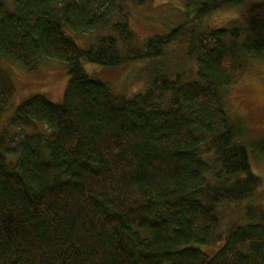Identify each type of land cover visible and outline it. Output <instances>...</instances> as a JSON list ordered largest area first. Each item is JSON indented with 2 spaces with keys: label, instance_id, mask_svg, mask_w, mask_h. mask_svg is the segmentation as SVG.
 <instances>
[{
  "label": "trees",
  "instance_id": "16d2710c",
  "mask_svg": "<svg viewBox=\"0 0 264 264\" xmlns=\"http://www.w3.org/2000/svg\"><path fill=\"white\" fill-rule=\"evenodd\" d=\"M182 2L183 21L138 49L128 0H0V59L68 67L60 104L34 95L0 134V264H264V212L213 256L200 250L221 241L217 206L261 186L223 91L240 81L242 54H264V2ZM224 11L236 17L211 27ZM94 33L82 48L72 39ZM142 60L148 88L131 99L80 64ZM14 95L0 69V117Z\"/></svg>",
  "mask_w": 264,
  "mask_h": 264
},
{
  "label": "rangeland",
  "instance_id": "374dc122",
  "mask_svg": "<svg viewBox=\"0 0 264 264\" xmlns=\"http://www.w3.org/2000/svg\"><path fill=\"white\" fill-rule=\"evenodd\" d=\"M135 1L128 0L126 11L129 14L130 29L135 35V46L138 49H142L140 44L148 37L168 32L183 21L182 0H143L139 5ZM246 2H264V0H246ZM234 17L236 14L233 11L218 12L211 16L209 24L211 27H222ZM96 34L98 33L74 36L72 39L82 48L88 46ZM241 58L242 77L236 86L223 91V105L231 121L238 124L241 138L239 137L237 142L247 149L251 172L261 180V186L243 202L222 203L217 206L219 218L217 237L221 241L200 248L210 257L222 246L226 236L234 227L247 224V219L252 217L261 218L263 216L261 212H264V153H255L252 149V144L264 140V54L256 57L242 54ZM178 59L182 58L177 57L168 61V68L174 70ZM193 63L194 61L185 62L180 71L193 70ZM80 64L91 79L106 83L116 96L131 99L144 93L148 88L144 79L148 68L145 60L112 68L84 61ZM0 69L9 76L15 88L13 99L0 117V134L7 128L17 107L32 96L42 95L55 104L62 102L68 82V67L65 63L52 60L37 71L27 72L14 62L0 59ZM33 130L25 128L23 132L30 135L35 131ZM12 132L17 134V131ZM251 208L254 215L247 217L246 212ZM257 218L253 221L256 222Z\"/></svg>",
  "mask_w": 264,
  "mask_h": 264
}]
</instances>
